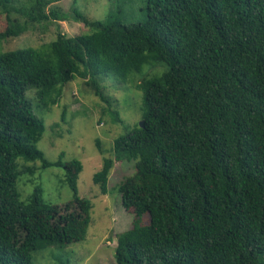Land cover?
<instances>
[{
    "label": "trees",
    "instance_id": "1",
    "mask_svg": "<svg viewBox=\"0 0 264 264\" xmlns=\"http://www.w3.org/2000/svg\"><path fill=\"white\" fill-rule=\"evenodd\" d=\"M53 1L0 0L7 18L0 41L51 20L90 27L0 51V264H31L41 240L65 245L64 236L77 233L83 240L92 220L93 202L78 189L84 163L64 151L46 157L38 147L46 126L34 104H57L76 77L108 101L102 74L130 82L157 64L165 69L136 83L144 125L115 137L113 155L93 176L107 193L115 161H134L117 185L134 221L118 234L116 264H264V0H148V18L130 25L117 14L91 19L48 9ZM19 158L64 167L73 199L52 204L38 185L21 200L18 178L37 166ZM11 222L28 230L19 248Z\"/></svg>",
    "mask_w": 264,
    "mask_h": 264
},
{
    "label": "rangeland",
    "instance_id": "2",
    "mask_svg": "<svg viewBox=\"0 0 264 264\" xmlns=\"http://www.w3.org/2000/svg\"><path fill=\"white\" fill-rule=\"evenodd\" d=\"M28 3L29 0H14L17 6ZM147 7L148 0H55L48 9L58 8L71 14L76 9L91 19H104L108 15L117 14L124 24L130 25L148 18ZM14 15L25 19L20 13ZM6 24V15L0 11V29H4ZM59 31L73 36L88 33L90 27L76 18L37 23L19 36L0 41V51L27 46L39 47L56 38ZM157 65H147L142 71L135 72L130 82H121L111 73L102 74L101 80L108 101L89 91L84 80L76 77L64 86V93L57 104L51 105L49 109H40L34 104L35 112L46 126L38 147L49 160L58 159L64 151L65 159L77 157L83 161L84 168L78 178L79 195L90 198L93 207L85 239H77V233L72 238L64 236V243L67 241L65 245H58L50 239L41 240V247L34 252L31 264H58L61 260H67L69 264H116L118 234L131 228L134 221V213L124 206L123 195L118 191L117 185L133 172L134 161H115L107 193L101 192L93 176L101 168L104 157L113 155L115 137L140 125L142 91L137 88L136 83L147 75L161 73L165 69L164 64ZM27 94L34 98L36 89L28 88ZM113 110L120 113L124 123L114 120ZM64 111L65 120L62 118ZM19 162L20 165L25 162L27 165L37 166L35 174L24 173L18 178L21 200L26 199L38 185L43 187L47 202L63 204L73 199V191L64 180V167L42 168L39 166L40 161H25L22 158H19ZM58 217L61 221L66 218L60 214ZM7 230L15 247L22 246L28 230L13 222L7 224Z\"/></svg>",
    "mask_w": 264,
    "mask_h": 264
},
{
    "label": "water",
    "instance_id": "3",
    "mask_svg": "<svg viewBox=\"0 0 264 264\" xmlns=\"http://www.w3.org/2000/svg\"><path fill=\"white\" fill-rule=\"evenodd\" d=\"M140 125H142V126L144 125V121L143 120H141Z\"/></svg>",
    "mask_w": 264,
    "mask_h": 264
}]
</instances>
